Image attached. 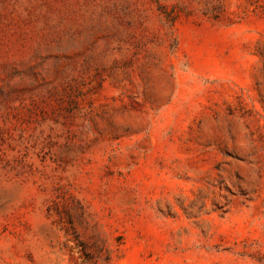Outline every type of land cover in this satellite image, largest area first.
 I'll return each instance as SVG.
<instances>
[{"label":"rangeland","instance_id":"obj_1","mask_svg":"<svg viewBox=\"0 0 264 264\" xmlns=\"http://www.w3.org/2000/svg\"><path fill=\"white\" fill-rule=\"evenodd\" d=\"M0 264H264V0H0Z\"/></svg>","mask_w":264,"mask_h":264}]
</instances>
